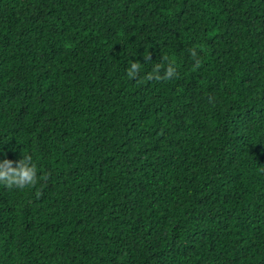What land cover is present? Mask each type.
<instances>
[{
  "label": "trees",
  "instance_id": "trees-1",
  "mask_svg": "<svg viewBox=\"0 0 264 264\" xmlns=\"http://www.w3.org/2000/svg\"><path fill=\"white\" fill-rule=\"evenodd\" d=\"M23 155L46 179L0 184V264H264V0H0Z\"/></svg>",
  "mask_w": 264,
  "mask_h": 264
},
{
  "label": "clouds",
  "instance_id": "clouds-1",
  "mask_svg": "<svg viewBox=\"0 0 264 264\" xmlns=\"http://www.w3.org/2000/svg\"><path fill=\"white\" fill-rule=\"evenodd\" d=\"M193 57L196 56L195 50H190ZM144 61L151 60V53L149 52L143 57ZM199 61H197V66ZM141 63L139 61L132 62L127 70V76L132 79H136L139 75ZM161 66L155 65L153 71L147 74L146 79L157 81L164 79H171L175 74V68L169 65L163 76L159 75ZM46 179V177H38L37 168L32 163V157L30 155H23L21 159L13 162L9 159L0 161V184H3L7 188L24 189L28 186L35 185L38 180Z\"/></svg>",
  "mask_w": 264,
  "mask_h": 264
}]
</instances>
